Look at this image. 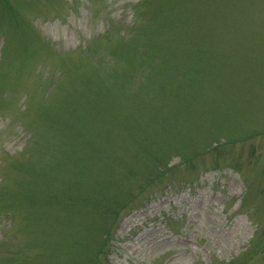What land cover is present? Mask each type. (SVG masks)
I'll return each instance as SVG.
<instances>
[{
    "label": "rangeland",
    "instance_id": "rangeland-1",
    "mask_svg": "<svg viewBox=\"0 0 264 264\" xmlns=\"http://www.w3.org/2000/svg\"><path fill=\"white\" fill-rule=\"evenodd\" d=\"M0 264H264V0H0Z\"/></svg>",
    "mask_w": 264,
    "mask_h": 264
}]
</instances>
